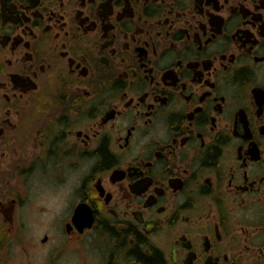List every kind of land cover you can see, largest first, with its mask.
Listing matches in <instances>:
<instances>
[{"label":"flooded vegetation","instance_id":"obj_1","mask_svg":"<svg viewBox=\"0 0 264 264\" xmlns=\"http://www.w3.org/2000/svg\"><path fill=\"white\" fill-rule=\"evenodd\" d=\"M0 264H264V0H0Z\"/></svg>","mask_w":264,"mask_h":264},{"label":"rangeland","instance_id":"obj_2","mask_svg":"<svg viewBox=\"0 0 264 264\" xmlns=\"http://www.w3.org/2000/svg\"><path fill=\"white\" fill-rule=\"evenodd\" d=\"M35 217V216H34ZM34 221H36V220H34Z\"/></svg>","mask_w":264,"mask_h":264}]
</instances>
